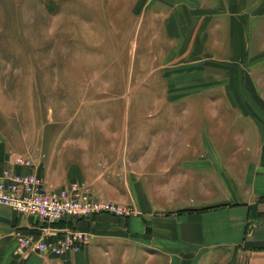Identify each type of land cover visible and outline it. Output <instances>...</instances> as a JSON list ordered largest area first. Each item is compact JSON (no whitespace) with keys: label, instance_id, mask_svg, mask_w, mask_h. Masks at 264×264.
<instances>
[{"label":"crops","instance_id":"1","mask_svg":"<svg viewBox=\"0 0 264 264\" xmlns=\"http://www.w3.org/2000/svg\"><path fill=\"white\" fill-rule=\"evenodd\" d=\"M49 1L55 10L45 0H0V33L13 38L0 49L30 50L32 33H126L135 21L140 71L149 40L159 99L136 107L144 115L127 131L128 148L120 147L119 129L99 155L87 148L69 159L81 141L45 154L40 167L48 183L61 186L75 162L77 179L139 213L80 220L90 233L80 251L21 260L14 230L32 222L0 204V264H264V0ZM12 60L20 67L13 80L39 78L31 61ZM32 145L30 133L0 119V165L11 154L44 152Z\"/></svg>","mask_w":264,"mask_h":264},{"label":"rangeland","instance_id":"2","mask_svg":"<svg viewBox=\"0 0 264 264\" xmlns=\"http://www.w3.org/2000/svg\"><path fill=\"white\" fill-rule=\"evenodd\" d=\"M44 3L50 5L52 10L56 9L49 0ZM78 15L79 12L77 17ZM113 15L116 17L118 14ZM41 19L44 23L48 18ZM51 19V23H55L54 18ZM146 22L147 14L144 25ZM131 25V30L128 29L126 33H32L26 37L33 41L30 50L1 48L0 74L9 79L0 80V119L13 122L14 128L21 135L23 132L30 133L33 140L31 147H34L32 149L41 148L44 152H38L47 156H57L63 152L62 148H70L81 141L85 145L80 149L85 151L74 149L75 154H69V159L74 158V155L76 160L83 157L87 148L99 155L98 151L109 143L108 138L113 141V137L117 135L112 133L119 129L122 132L120 147L128 148L127 131H132V124L137 117L144 115L136 112V107L151 105L158 100L159 98L152 96V92L161 88L157 80L158 63L150 46L146 48L149 40L145 43L144 64L140 71L138 69V60L135 61V21ZM15 37L17 41L25 39L21 34H16ZM8 39L13 38H8L6 32L0 33V44ZM36 41L42 42L41 47H34ZM55 42L58 43V48H55ZM142 50L139 47L137 54ZM28 52L30 55H24ZM15 59L21 62L24 59L26 62L31 61L32 75L39 78L32 81L13 80L11 73L18 71L20 67L11 65L12 63L9 65L8 62ZM59 61L60 65H57ZM105 125L109 132L104 136ZM27 152L29 151H25ZM75 165V162L69 163L70 170L66 172L62 183L77 179L72 169Z\"/></svg>","mask_w":264,"mask_h":264},{"label":"built area","instance_id":"3","mask_svg":"<svg viewBox=\"0 0 264 264\" xmlns=\"http://www.w3.org/2000/svg\"><path fill=\"white\" fill-rule=\"evenodd\" d=\"M43 158L44 154L38 151L11 154L0 165V204L32 222L28 230H14L13 254L17 258L76 253L90 239L89 231L77 225L80 220L91 219L99 213L117 217L139 213L133 204L108 199L86 180L51 185L40 171Z\"/></svg>","mask_w":264,"mask_h":264},{"label":"bare ground","instance_id":"4","mask_svg":"<svg viewBox=\"0 0 264 264\" xmlns=\"http://www.w3.org/2000/svg\"><path fill=\"white\" fill-rule=\"evenodd\" d=\"M228 71V70H227Z\"/></svg>","mask_w":264,"mask_h":264}]
</instances>
